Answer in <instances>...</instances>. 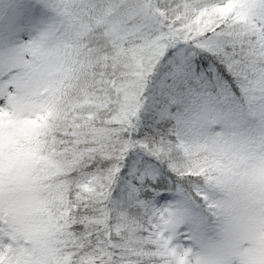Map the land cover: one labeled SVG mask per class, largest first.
I'll use <instances>...</instances> for the list:
<instances>
[{
	"label": "snow or ice",
	"instance_id": "1",
	"mask_svg": "<svg viewBox=\"0 0 264 264\" xmlns=\"http://www.w3.org/2000/svg\"><path fill=\"white\" fill-rule=\"evenodd\" d=\"M0 264H264V0H0Z\"/></svg>",
	"mask_w": 264,
	"mask_h": 264
}]
</instances>
